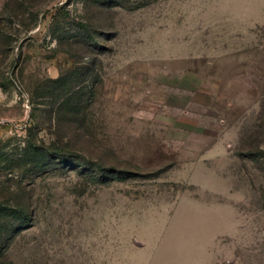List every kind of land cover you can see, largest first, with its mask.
I'll return each instance as SVG.
<instances>
[{
    "label": "rangeland",
    "instance_id": "374dc122",
    "mask_svg": "<svg viewBox=\"0 0 264 264\" xmlns=\"http://www.w3.org/2000/svg\"><path fill=\"white\" fill-rule=\"evenodd\" d=\"M0 264H264V0H0Z\"/></svg>",
    "mask_w": 264,
    "mask_h": 264
},
{
    "label": "trees",
    "instance_id": "16d2710c",
    "mask_svg": "<svg viewBox=\"0 0 264 264\" xmlns=\"http://www.w3.org/2000/svg\"><path fill=\"white\" fill-rule=\"evenodd\" d=\"M59 9H61V7L56 8V10H59ZM69 74H72V76H74L72 72L69 73ZM75 74H76L75 76H78L77 75V71H76ZM72 81H73V77L71 79L70 75H67L65 78H63V77L60 76V77H57L55 79H50V80H48V82H49L48 86H46V88H44L45 89V92L47 93V95H50L53 98V97H55V95H56L55 93L57 91L58 92V94H57V100L59 99L60 101H62L60 103V105L62 106L63 104H65L67 102L68 103L70 102L69 97L67 98L68 93L72 89H74V88H76V87L79 86V84H77L75 82L72 83ZM53 84H58L59 87L56 89L55 87H52ZM82 89H83V86H79L78 87V90L79 91H81ZM72 110L74 111V109H72ZM62 136L63 137L65 136V138H66V135L63 134Z\"/></svg>",
    "mask_w": 264,
    "mask_h": 264
}]
</instances>
